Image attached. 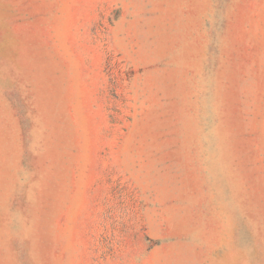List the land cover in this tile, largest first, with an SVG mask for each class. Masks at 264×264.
Masks as SVG:
<instances>
[{
    "label": "rangeland",
    "instance_id": "1",
    "mask_svg": "<svg viewBox=\"0 0 264 264\" xmlns=\"http://www.w3.org/2000/svg\"><path fill=\"white\" fill-rule=\"evenodd\" d=\"M0 264H264V0H0Z\"/></svg>",
    "mask_w": 264,
    "mask_h": 264
}]
</instances>
